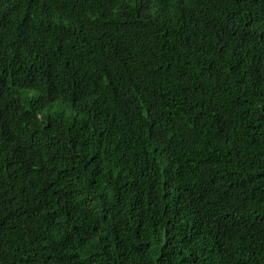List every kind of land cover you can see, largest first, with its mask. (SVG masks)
<instances>
[{"label": "trees", "instance_id": "obj_1", "mask_svg": "<svg viewBox=\"0 0 264 264\" xmlns=\"http://www.w3.org/2000/svg\"><path fill=\"white\" fill-rule=\"evenodd\" d=\"M0 264H264V0H0Z\"/></svg>", "mask_w": 264, "mask_h": 264}, {"label": "bare ground", "instance_id": "obj_2", "mask_svg": "<svg viewBox=\"0 0 264 264\" xmlns=\"http://www.w3.org/2000/svg\"><path fill=\"white\" fill-rule=\"evenodd\" d=\"M60 111V110H59Z\"/></svg>", "mask_w": 264, "mask_h": 264}]
</instances>
